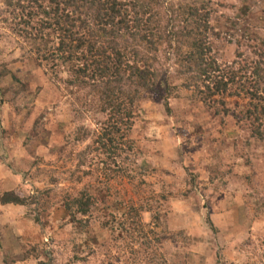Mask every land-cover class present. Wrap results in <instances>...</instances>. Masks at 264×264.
I'll return each instance as SVG.
<instances>
[{"label":"rangeland","instance_id":"1","mask_svg":"<svg viewBox=\"0 0 264 264\" xmlns=\"http://www.w3.org/2000/svg\"><path fill=\"white\" fill-rule=\"evenodd\" d=\"M19 1L0 0V197L15 192L26 204H0V264L10 252L19 264H264V142L243 122L214 119L184 89L177 54L204 17L222 68L264 69V0H152L144 19L158 49L147 42L140 51L159 88L144 92L106 170L94 150L108 114L90 88L70 85L74 77L44 59L33 40L40 17ZM84 190L95 205L74 220ZM116 201L141 209L145 236L112 232V214L124 213Z\"/></svg>","mask_w":264,"mask_h":264},{"label":"trees","instance_id":"2","mask_svg":"<svg viewBox=\"0 0 264 264\" xmlns=\"http://www.w3.org/2000/svg\"><path fill=\"white\" fill-rule=\"evenodd\" d=\"M25 2L30 8L28 17H40V30L33 40L38 44L39 52L41 46L47 48H43L47 53L43 55L44 59L52 61L65 76L74 77L70 85L80 87L83 83L90 88L91 95L97 96L102 112L108 114L94 150L100 154L102 168L106 170L110 162L120 157L118 140L130 133L131 129L124 126L134 119L144 92L159 88L154 68L148 63L147 55L140 51L146 50L147 42L158 49L154 41L155 29L151 27L153 22L144 19L156 3L152 0H20L18 6ZM28 7L22 6L23 10ZM35 10L38 12L33 13ZM189 11L193 15L191 8ZM202 19L204 17L198 18L199 21L193 19L196 22H192L188 30L186 28L184 37L189 50L184 52L183 48H178L182 63L179 59L178 62L188 78L184 89L195 90L197 99L214 119L224 122L232 117L243 122L249 126L255 140L264 142V69L259 65L249 76L248 66L238 71L233 67L222 68L210 56L212 48L208 46L209 37L205 33L209 31L208 21ZM51 36L56 39H50ZM129 53L138 61L132 62ZM55 75L58 77L59 72ZM163 88L165 93H170L168 83ZM244 97L246 103L240 104L237 99ZM166 108L169 113V104ZM86 136L92 138L93 135ZM73 203L77 208V213H71L74 220L77 214L88 216L95 205L89 190L82 191ZM0 204L24 206L26 200L9 192L0 197ZM112 204L114 212L124 210L118 221L117 215L112 214V232H120L119 237L124 234L128 238L142 237L141 209L120 201ZM68 209H71L70 205ZM107 224L106 228H109Z\"/></svg>","mask_w":264,"mask_h":264},{"label":"crops","instance_id":"3","mask_svg":"<svg viewBox=\"0 0 264 264\" xmlns=\"http://www.w3.org/2000/svg\"><path fill=\"white\" fill-rule=\"evenodd\" d=\"M13 250H16L13 249ZM6 258H4V262L2 264H19L18 262H21L22 260V255L20 253L17 252H10V253H6ZM7 258L9 260V262L7 261Z\"/></svg>","mask_w":264,"mask_h":264}]
</instances>
